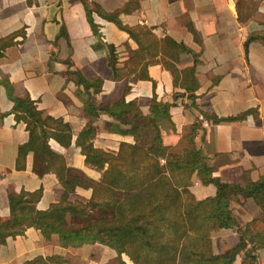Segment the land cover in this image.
<instances>
[{
  "label": "crops",
  "instance_id": "0c3cea01",
  "mask_svg": "<svg viewBox=\"0 0 264 264\" xmlns=\"http://www.w3.org/2000/svg\"><path fill=\"white\" fill-rule=\"evenodd\" d=\"M92 1L105 11L127 1L137 2V7L119 14L122 22L146 24L147 39L168 33L182 40L199 53L195 71L192 76L187 72L193 59L184 54L181 61L170 62L168 67L154 62L147 69L129 72L126 59L136 42L93 10L95 33L80 0H0V39L21 31L0 53V217L10 214V193L41 188L36 207L44 209L57 201L62 191L56 174L43 171L45 162L32 151L26 153L23 165L17 166L18 149L28 140V131L24 121L15 116L4 80L10 83L13 95L33 99L43 117H60L70 124L69 145L54 138H49L48 144L64 156L68 166L90 177L99 178L102 169L85 162L75 142L81 128L91 121L93 144L116 152L120 141H134L128 129L139 126L144 139L150 140L155 132L148 126L152 118L167 150L181 153L192 149L189 161L202 160L221 180L243 184L246 174L252 179L264 174V46L254 39L247 55L244 48L250 32L264 29V0L244 16L241 0ZM106 43L116 47L113 65ZM85 100L93 104L97 115L86 110ZM159 101L168 104L170 118L160 113ZM249 107L256 108V116L250 113L242 119L219 122L206 117L230 115ZM215 191L213 183H206L205 173L195 170L182 187V196L184 202L201 200ZM90 195L91 188L77 185L68 198L86 201ZM230 208L241 224L261 212L252 197L241 194L231 199ZM202 210L209 212L210 202L203 203ZM90 218L67 212L63 224L77 227ZM210 224L211 252H223L239 240L236 227ZM256 253L258 263L264 264V246ZM53 254L62 260L48 264H120L117 252L104 243L63 245L57 233L45 237L34 226L0 244V264H21L36 255ZM242 255L243 250L233 264H240Z\"/></svg>",
  "mask_w": 264,
  "mask_h": 264
},
{
  "label": "trees",
  "instance_id": "16d2710c",
  "mask_svg": "<svg viewBox=\"0 0 264 264\" xmlns=\"http://www.w3.org/2000/svg\"><path fill=\"white\" fill-rule=\"evenodd\" d=\"M80 1L85 6L87 19L95 33L98 29L93 21V10L127 31L136 42V47L130 49L126 59L129 72L147 69L154 62L168 67L170 62L181 61L185 54L193 59V64L186 69L193 75L198 51L168 33L147 39L149 28L146 24L129 25L122 22L119 14L134 9L138 6L137 2L127 1L120 8L105 11L92 0ZM188 27L195 39L199 40L193 25L189 23ZM20 32L17 30L0 39V53L4 47L16 41L13 38ZM254 39H259L264 46V33L260 30L250 32L244 41L246 55L249 42ZM105 45L109 51V63L113 65L116 47L112 43ZM4 83L13 100L16 118L24 121L28 131V140L18 149L17 166H22L26 153L32 151L45 162L43 171L56 174L62 191L60 198L44 209L36 207L41 188L21 190L17 195L10 193V214L6 218L0 217V244L7 237L22 233L27 226H34L45 237L57 233L63 245L94 241L104 243L117 252L120 264H126L123 254L132 264H233L241 250L240 264H259L256 250L264 246V174L256 179L246 174L243 184L223 181L213 175L202 160L189 161L192 149L185 148L181 153L167 150L152 118L148 126L151 125L155 132L150 140L144 139L139 126L128 129L134 141H120L116 152L93 144L95 128L91 121L81 128L75 142L80 146L85 162L102 169L99 178L90 177L68 166L64 156L48 144V139L54 138L63 146L69 145L72 138L70 124L60 117H43L33 99L13 95L10 83L5 80ZM84 103L89 113L97 115L93 104L88 100ZM159 105L160 113L170 118L168 104L159 101ZM111 113L121 117L119 112ZM250 113L256 116V108L206 117L219 122L242 119ZM195 170L204 172L206 183H213L216 191L205 199L184 202L182 187ZM77 185L91 188L88 200L68 198ZM238 194L252 197L261 208L258 216L242 224L230 208L231 199ZM206 201L211 204L209 212L202 210V204ZM67 212L90 215L91 218L84 225L65 227L63 220ZM212 222L219 227H236L239 233L237 243L223 252H211L207 231ZM61 260L62 257L55 254L36 255L21 264H48Z\"/></svg>",
  "mask_w": 264,
  "mask_h": 264
},
{
  "label": "rangeland",
  "instance_id": "374dc122",
  "mask_svg": "<svg viewBox=\"0 0 264 264\" xmlns=\"http://www.w3.org/2000/svg\"><path fill=\"white\" fill-rule=\"evenodd\" d=\"M241 2L242 3H240V4L242 7H244V10H245L242 12V14L244 16L245 14H247L249 12V10H251L253 7L256 6V4L259 2V0H241ZM261 32L264 33V29ZM123 256H124V258H126V260H128L130 263H132L131 260L125 254H123Z\"/></svg>",
  "mask_w": 264,
  "mask_h": 264
}]
</instances>
